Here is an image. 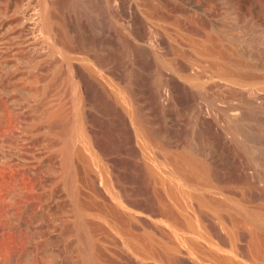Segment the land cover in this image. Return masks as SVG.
Here are the masks:
<instances>
[{
    "label": "rangeland",
    "instance_id": "obj_1",
    "mask_svg": "<svg viewBox=\"0 0 264 264\" xmlns=\"http://www.w3.org/2000/svg\"><path fill=\"white\" fill-rule=\"evenodd\" d=\"M40 2L0 0V264H264V0Z\"/></svg>",
    "mask_w": 264,
    "mask_h": 264
},
{
    "label": "bare ground",
    "instance_id": "obj_2",
    "mask_svg": "<svg viewBox=\"0 0 264 264\" xmlns=\"http://www.w3.org/2000/svg\"><path fill=\"white\" fill-rule=\"evenodd\" d=\"M74 2H75V4H76V6L77 7H79V8H81V9H84L85 11H90V12H92V13H95V14H97V16L98 17H103L104 15H106V9H105V3H104V0H74ZM108 2V1H107ZM41 7L42 8H40L41 10H40V16L38 17V19L40 20V25H41V31H42V33H43V31L45 32V34H47V35H49V38H51L52 39V37H50V36H52L50 33H52V21L54 20V19H52V15L50 14V16H49V12L47 11V9L49 10V8H47L48 7V5H47V2H46V0H41ZM125 8V7H124ZM117 9V8H116ZM130 9H132V8H130ZM248 9V8H247ZM119 10V9H118ZM133 10V9H132ZM71 11V10H70ZM120 11V10H119ZM122 11H124V10H122ZM125 11H128V10H125ZM128 13V12H127ZM131 13V12H130ZM129 13V14H130ZM81 14H82V12H81ZM84 14V13H83ZM120 14V13H119ZM248 10H246L245 9V7L243 6V5H239L238 6V8H237V10H236V16H235V18H236V20H237V22L236 23H243L244 24V26H246L247 25V29H248V26L249 27H252L253 26V23H252V21L249 19V16H248ZM107 16V15H106ZM113 16V15H112ZM123 16V15H122ZM91 18H93L92 17V15L90 16ZM116 17H118V16H116ZM115 17V18H116ZM121 17V16H120ZM136 17V16H135ZM84 18V16L82 17V19ZM52 19V20H51ZM105 19V18H104ZM120 19V18H119ZM123 19V22H125V20L124 19H126V18H122ZM128 19V18H127ZM129 19H131V17L129 18ZM254 19V18H253ZM38 20V21H39ZM69 20V19H68ZM86 20V19H85ZM121 20V19H120ZM140 20V19H139ZM75 20L73 19V22H74ZM93 21V20H92ZM127 21V20H126ZM69 22V21H68ZM122 22V21H121ZM122 22V23H123ZM128 22V21H127ZM141 23H142V27H144V29H142L144 32H146V34L149 36H147V39L145 38V40H146V44H147V40H148V43L149 44H147V46H148V50L150 49V50H153V49H155L156 48V46H158L159 45V40H161V38H163L164 37V33H163V31H161V30H158V31H153V30H151L148 26H147V23L144 21V19H141V21H140ZM70 23V22H69ZM75 23V22H74ZM87 23V22H86ZM86 23H85V25H86ZM81 24H83V23H81ZM105 24V23H104ZM123 24H126V23H123ZM84 25V26H85ZM95 25V24H94ZM129 25V24H128ZM132 25H134V24H132ZM130 26V25H129ZM258 26V25H257ZM72 27H74V26H72ZM72 27H70L71 28V30H73L74 28H72ZM96 27H98V25H96ZM126 27H128V26H126ZM131 27V26H130ZM99 28V27H98ZM76 29V28H75ZM103 29V28H102ZM106 29V28H105ZM111 29V28H110ZM108 30V29H107ZM75 31V30H74ZM105 31V30H104ZM139 31H141V30H139ZM138 31V32H139ZM257 31V30H256ZM255 31V32H256ZM258 31H259V29H258ZM106 32V31H105ZM109 32V31H108ZM111 32V31H110ZM109 32V33H110ZM143 32V33H144ZM76 33H77V31H76ZM134 33V32H133ZM142 33V34H143ZM141 34V35H142ZM47 35H45L46 37H48ZM78 35V34H77ZM137 35H138V37L140 38V34L139 33H137ZM144 35H145V33H144ZM81 36V35H80ZM79 36V37H80ZM253 36V35H252ZM256 36V35H255ZM260 37V36H259ZM76 38H78L77 36H76ZM144 38V37H143ZM79 39H82V38H79ZM135 39V38H134ZM141 39V38H140ZM139 40V39H138ZM137 40V41H138ZM53 42V41H52ZM51 41H50V44L52 43ZM92 42V41H91ZM91 42H80L79 43V47L82 49V50H85V49H89L91 46H92V44H93V42L91 43ZM145 43V42H144ZM54 44V43H53ZM53 44H51L50 46H53V47H55ZM127 44V43H126ZM119 45H121V44H119ZM124 45V44H123ZM253 45V44H252ZM258 45V44H257ZM125 46V45H124ZM128 46V45H127ZM155 46V47H154ZM136 47V46H135ZM253 47H255V45L253 46ZM261 47V46H260ZM134 48V47H133ZM139 48H141V47H139ZM262 48V47H261ZM76 49H77V47H76ZM142 49V48H141ZM147 49V48H146ZM136 50V49H135ZM144 50H145V48H144ZM149 50V51H150ZM262 50V49H261ZM77 51V50H76ZM138 51V50H137ZM155 51V50H154ZM260 51V50H259ZM78 52V51H77ZM132 52V51H131ZM146 52V51H145ZM79 53V52H78ZM126 53V52H125ZM137 53V52H136ZM153 53H155V52H153ZM82 53H80V55H81ZM116 54V53H115ZM121 54V53H120ZM119 54V55H120ZM147 54V53H146ZM149 54V53H148ZM93 55V54H92ZM123 55V54H122ZM100 56V55H99ZM115 56V55H114ZM113 56V57H114ZM130 56V55H129ZM134 56H137L136 54L134 55ZM92 57V56H91ZM94 57V56H93ZM96 57H98V56H96ZM109 56H101L100 57V59H98L97 60V63H98V65H99V67H101L102 66V68L104 67V66H106V65H110L111 64V60L108 58ZM118 56L116 55V58H117ZM131 57V56H130ZM150 57V56H149ZM152 57V56H151ZM99 58V57H98ZM122 58H124V57H122ZM83 59V58H82ZM119 59V58H118ZM79 60V59H78ZM80 61V60H79ZM82 62H83V60H81ZM80 61V62H81ZM118 61V60H117ZM120 61H122V59L121 60H119V62ZM160 61V60H159ZM158 61V62H159ZM161 62V61H160ZM159 62V64L160 65H162L161 63ZM85 63V62H84ZM88 63V62H87ZM126 63V62H125ZM93 64V63H92ZM86 65H88V64H86ZM121 65V64H120ZM124 66V65H123ZM92 67V66H91ZM94 67V66H93ZM115 67H116V65H115ZM129 67V66H128ZM111 68H113V67H111ZM117 68H118V66H117ZM120 68V67H119ZM97 69V68H96ZM101 69V68H100ZM92 70V69H91ZM96 71V70H95ZM107 71V70H106ZM110 71V70H109ZM113 71V70H112ZM114 71H116V70H114ZM93 72V71H92ZM97 72V71H96ZM100 72V71H99ZM101 72H103L102 70H101ZM116 73V72H115ZM114 73V74H115ZM120 73H123V72H120ZM120 73H118V74H120ZM112 74V73H111ZM117 74V73H116ZM124 74V73H123ZM122 75V74H121ZM118 76H120V75H118ZM101 77H102V75H101ZM100 77V78H101ZM115 77V76H114ZM108 79H110L109 77H107ZM189 79L190 78H186V80H188L189 81ZM107 80V79H106ZM113 80V79H112ZM124 80V79H123ZM111 81V80H110ZM120 82H122V81H120ZM126 82V81H125ZM108 83V82H107ZM112 83V82H111ZM116 83V82H115ZM114 84V83H113ZM121 84V83H120ZM123 84V83H122ZM112 86V85H111ZM115 87L117 86V85H114ZM113 86V87H114ZM121 86V85H120ZM119 86V87H120ZM119 87L117 86V88L119 89ZM123 88V87H122ZM165 88V87H164ZM121 89V88H120ZM77 90H78V88H77ZM123 90V89H122ZM125 90V89H124ZM163 90H165V96H166V99H168V98H170V96H171V94H170V92H171V90H170V88L168 87V86H166V88L165 89H163ZM115 91V90H114ZM120 91V90H119ZM126 91V90H125ZM138 91V90H137ZM115 92H117V91H115ZM121 92V91H120ZM120 92H118V93H120ZM118 93H116V96L117 95H120L119 97H121V94H118ZM125 93V92H124ZM124 93H122V95L124 94ZM164 93V92H163ZM127 94H129V93H127ZM162 94V93H161ZM80 95V94H79ZM125 95V94H124ZM76 96H78L77 94H76ZM163 97L162 98H164V95H162ZM122 97H124V96H122ZM117 98V97H116ZM125 98V97H124ZM128 98H129V96H128ZM76 99H78V101L80 100V97L78 96V98H76ZM121 99V98H120ZM118 100H119V98H118ZM123 100V99H122ZM124 100H126V99H124ZM123 100V101H124ZM129 100H131V99H129ZM128 100V101H129ZM165 100V99H164ZM169 100V99H168ZM76 102V104L77 103H79L80 104V102ZM81 101V100H80ZM119 101H121V100H119ZM128 103H130V102H128ZM79 104H77V105H79ZM122 105V104H121ZM130 105V104H129ZM129 105H126V106H128L129 107ZM125 106V105H124ZM126 106H125V108H126ZM77 107V106H76ZM99 107H101L100 109H102L103 111H104V113H106L108 116H110L111 118H112V120L113 121H121V122H123V123H125L126 122V118H125V115H124V112H126V111H124L123 112V110H122V108H120L116 103H114L112 100H110L108 97H106V96H103V97H101L100 99H99ZM77 108H79V107H77ZM77 108H75V109H77ZM81 108V107H80ZM128 109V108H127ZM80 110H82V109H80ZM129 110H127V112H128ZM130 111H132V109L130 110ZM129 111V112H130ZM76 112H78V110L76 111ZM75 112V113H76ZM79 113H80V111H79ZM133 113V112H132ZM106 115V116H107ZM74 116H76V114L74 115ZM79 116V115H78ZM80 117V116H79ZM75 119H76V117H74ZM79 119H82V118H79ZM78 119V120H79ZM110 119V118H109ZM78 122V121H77ZM81 122L82 123H80V124H84L83 123V121L81 120ZM75 124V126H76V122H74ZM79 123V122H78ZM77 123V124H78ZM118 123H120V122H118ZM74 126V127H75ZM236 128H242L243 127V125H242V123H236ZM76 128V127H75ZM77 128H79V127H77ZM84 128H85V131H86V127H85V125H84ZM81 130H82V128H80ZM79 133H81V131L79 132ZM86 133H87V131H86ZM74 135H75V137H76V133H73ZM79 135V134H78ZM80 135H83V133L82 134H80ZM84 136H85V133H84ZM75 137H74V139H75ZM78 137H81V136H78ZM86 137V136H85ZM87 137H88V135H87ZM82 138H83V136H82ZM81 138V140H83ZM89 138V137H88ZM88 138H85V139H87L88 140ZM83 140V141H85L86 142V140ZM70 140H72L71 142H72V144H73V142H75V141H77V139L74 141L72 138L70 139ZM90 141V140H89ZM88 142H86V147L88 148L89 146V144H87ZM91 143V142H90ZM91 146V145H90ZM82 147H83V145H82ZM83 149H84V151L86 152V150H85V148L83 147ZM87 150H89V149H87ZM94 150V149H93ZM88 153H90V151L88 152ZM93 153V152H92ZM95 153V152H94ZM91 157H92V164H93V159L95 160V162L98 160V158L96 159V158H94V156H92V154H89ZM95 155H96V153H95ZM90 157V158H91ZM98 157V156H97ZM150 159V158H149ZM148 159V160H149ZM152 160V159H151ZM154 160V159H153ZM99 161V160H98ZM98 161H97V164H98ZM150 162V161H149ZM153 162V161H152ZM155 162V161H154ZM151 164V163H150ZM160 164V163H159ZM94 165V164H93ZM153 165V164H152ZM164 165V164H163ZM163 165H162V168H164L163 167ZM165 166H167V165H165ZM153 167H154V165H153ZM156 167V166H155ZM162 168H161V170H162ZM155 169H157V168H155ZM160 168H158L157 170H159ZM165 169V168H164ZM168 170H171L170 169V167L168 166V168H167ZM166 170V169H165ZM159 172H160V170H159ZM163 172V171H162ZM168 173H171V172H168ZM157 174H158V172H157ZM162 174V173H161ZM166 174V173H165ZM172 174V173H171ZM163 176H164V172H163V174H162ZM173 175V174H172ZM172 175L170 176V180H171V178H172ZM158 176H159V174H158ZM173 177H174V175H173ZM164 178H166L165 176H164ZM168 178H169V174H168ZM168 178H167V180H168ZM176 178V177H175ZM169 181V180H168ZM172 181H174L173 180V178H172ZM176 181V180H175ZM173 183V182H172ZM175 185V184H174ZM186 188H188V187H186ZM189 189H192V188H189ZM188 189V190H189ZM185 190H187V189H185ZM191 191H193V189L191 190ZM246 212V211H245ZM254 212V211H253ZM262 213V212H261ZM256 214V213H255ZM258 214V213H257ZM262 214H264V213H262ZM252 216V215H251ZM250 216V217H251ZM257 217L259 218V215H257ZM261 217H264V216H261ZM252 218H254V217H252ZM260 220L262 219V218H259ZM264 219V218H263ZM258 220V219H257ZM259 220V221H260ZM258 221V222H259ZM261 223V222H260ZM263 223V222H262ZM261 223V224H262ZM264 224V223H263ZM180 234H178V236H179ZM178 236H177V238H178ZM181 236V235H180ZM179 236V238H178V240H180L181 242H184V237H180Z\"/></svg>",
    "mask_w": 264,
    "mask_h": 264
}]
</instances>
